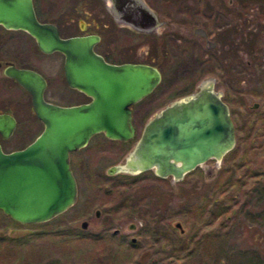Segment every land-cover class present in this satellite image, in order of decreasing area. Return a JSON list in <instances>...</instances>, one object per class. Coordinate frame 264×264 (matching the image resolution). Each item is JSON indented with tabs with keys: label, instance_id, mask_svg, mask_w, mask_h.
Instances as JSON below:
<instances>
[{
	"label": "rangeland",
	"instance_id": "1",
	"mask_svg": "<svg viewBox=\"0 0 264 264\" xmlns=\"http://www.w3.org/2000/svg\"><path fill=\"white\" fill-rule=\"evenodd\" d=\"M143 1L163 25L154 38L131 37V59L152 61L162 70L163 79L133 106L135 138L118 141L99 133L71 153L77 198L52 219L20 224L0 211V264H219L228 259L233 260L230 264H264V188L251 190L254 182L223 218L222 227L204 228L211 236L225 231L215 233L221 237L219 242L212 237L202 238L203 231H198L194 223L196 207L209 196L215 183H225L233 176L232 164L239 165L235 175L242 180L247 169L264 171V137L258 134L249 139L259 146L251 156L242 155L245 146L241 142L253 117L264 114V100L249 93L261 79L254 66L264 67V0ZM35 2L39 17L57 24L75 20V9L104 14L101 0ZM197 28L203 29L207 37L195 33ZM122 38L115 44L124 43ZM32 54L36 67L41 59L48 62L42 71L48 78L44 95L47 101L73 105L88 100L67 87L58 53L41 57L27 34L0 27L2 64L13 61L27 65ZM209 76L215 78V89L222 92L229 106L236 156L225 154L217 166L214 160L207 161L204 167L212 168L211 176L201 166L180 181L160 179L151 170L136 175L106 173L108 167L123 160L155 112ZM1 111L10 112L16 120L11 137L0 140L7 151L22 148L43 128L32 111L29 94L0 70ZM121 182L124 185L117 186ZM207 216L205 213L202 218L208 221ZM83 221L87 222L85 228L81 227Z\"/></svg>",
	"mask_w": 264,
	"mask_h": 264
},
{
	"label": "water",
	"instance_id": "2",
	"mask_svg": "<svg viewBox=\"0 0 264 264\" xmlns=\"http://www.w3.org/2000/svg\"><path fill=\"white\" fill-rule=\"evenodd\" d=\"M110 1V10L133 27L148 29L158 22L143 0ZM0 26L26 32L44 53L63 54L67 85L89 98L73 105L49 102L44 97L45 79L39 73L11 65L4 69L30 95L32 110L43 128L20 149L4 152L0 146V211L20 224L42 223L76 201L70 154L99 133L111 140H133L136 128L130 106L154 89L160 74L150 65L107 63L93 50L96 35L62 38L54 24L38 21L32 0H0ZM195 33L204 30L197 28ZM215 82L205 77L194 91L155 112L123 160L106 173L136 175L151 170L158 178L180 181L203 166L211 176L212 168L204 164L214 160L217 166L235 146L230 109ZM15 125L11 114L0 113L3 138ZM86 226V221L81 222L82 228Z\"/></svg>",
	"mask_w": 264,
	"mask_h": 264
},
{
	"label": "flooded vegetation",
	"instance_id": "3",
	"mask_svg": "<svg viewBox=\"0 0 264 264\" xmlns=\"http://www.w3.org/2000/svg\"><path fill=\"white\" fill-rule=\"evenodd\" d=\"M101 1L103 3V7H104V14L99 15L97 13L95 14V13H92V12H88V11H84V10L80 11V10L75 9L76 10V18H75V20L69 19L67 21H63L62 24H57L56 22L51 21V20L41 19L39 17V15H38V10H37V6H36L35 0H32V4H33L35 15H36L38 21H40V22H49V23L54 24L57 27V29L59 31V34H60V36L62 38L86 36V35H96L98 37V40L94 44L93 50H94L95 53L100 55L103 58V60L106 61L107 63L115 64V65H121V64L150 65V66L155 67L159 71V74H160V81L154 87V89H155L161 83V81L163 79L162 70L160 69V67H158L157 65L152 63V61L146 62V61H140V60H132L131 59L132 49H131L130 43H131V37L132 38H141V36L144 35L145 37L154 38L156 36L157 29L160 28L163 25V20L161 18H159L157 13L155 11H153L147 5L154 12V14L156 15V18H157L158 22H157V24L154 27H151V28H148V29L136 28V27H133L130 24L118 19V17L110 10V7L112 6L110 0H101ZM0 27H2V26H0ZM6 30H9V29H6ZM63 30L64 31L65 30H71V32L68 31V33L64 34ZM22 32H24V31H22ZM24 33L27 34L26 32H24ZM197 34L200 37H203V38L207 37V34H206L205 31H204V33H197ZM27 35L35 43L34 38L31 37L29 34H27ZM121 38H122V40H124V43L115 44ZM122 44H123V46H122L123 49L117 51V49H119L117 47H120ZM209 46H211L210 43H209ZM35 51H38V53L41 55V57L42 56L45 57V56L51 54V53H44V52L40 51L38 49L36 43H35ZM56 53H58L61 56V58H62L61 74H62L63 80L66 83L65 75H64V55L61 54L60 52H56ZM121 54H123L125 57L124 58H119V56ZM28 61H29L28 62L29 64L26 65V64H17V63H15L13 61H5L2 64V62L0 60V70L2 72V75L4 77L10 79L12 82H14L20 88H22L14 79H12V78H10V77H8V76H6L4 74L5 67L8 66V65H11V66H15L17 68H24V69L33 70V71L39 73L45 79V82H46V87H45V90H44V95H45V91L47 90V86H48V78L45 76V74L42 71H43V69H45L47 67L48 62H46L44 59L43 60L41 59V63H40L41 65H39V67H41V69H39V67L35 66L36 60H35V55L34 54H32V56H29ZM66 85H67V83H66ZM67 87H69V86L67 85ZM70 89H72V90H74L76 92L82 93V92H80V91H78L76 89H73V88H70ZM194 90L195 89H192V90L188 91L187 93H185L183 95L189 94V93H191ZM24 91L26 92V90H24ZM183 95H181V96H183ZM181 96H179V97H181ZM143 99H141V100H143ZM174 99H176V98H174ZM174 99H172V100H174ZM88 101H89V98L85 102H88ZM140 101H138V102H140ZM80 103H83V102H80ZM134 105L135 104L130 106V109H131V112H132V118H133V106ZM31 108H32V105H31ZM0 113L11 114L10 112H7V111H1ZM13 132H14V130L12 131V133L7 138H3L1 136V134H0V140H7L8 138L11 137ZM0 146H1V148H2V150L4 152H9V151L4 149L2 143H0ZM11 151H13V150H11ZM95 215L98 216L99 212H96Z\"/></svg>",
	"mask_w": 264,
	"mask_h": 264
},
{
	"label": "trees",
	"instance_id": "4",
	"mask_svg": "<svg viewBox=\"0 0 264 264\" xmlns=\"http://www.w3.org/2000/svg\"><path fill=\"white\" fill-rule=\"evenodd\" d=\"M255 73L258 77L261 79L258 80L257 86L253 87L249 93H252L253 95H258L264 100V67L262 65H255ZM258 88H263L261 91ZM224 99V98H223ZM225 101V99H224ZM226 102V101H225ZM227 103V102H226ZM254 121L250 125V129L246 137L241 141L243 145L245 146V151L242 153L244 156H251L255 151L259 148L258 145L250 141L249 139L254 135H262L264 137V114H259L253 117ZM262 127V128H259ZM261 131V132H260ZM232 157L236 156L238 154V149H232L229 151ZM232 177L225 183L222 182H216L213 189L210 191L209 196L206 197L201 205L196 207V219H195V225L197 226L198 231H203L204 228L211 227L212 225H217L218 229L221 226L222 227V220L223 218L231 213L233 211V208L242 200L243 194L245 191H243L247 186H250L252 182L255 183V186H253L252 189L256 188H264V171H252V170H245L243 174V180L242 177H237L236 170L238 169L239 165L232 164ZM135 177V176H134ZM135 179V178H134ZM162 179V178H160ZM164 179V178H163ZM131 183V182H130ZM124 185L123 182L117 184V186ZM261 190V189H260ZM209 204L212 205V208L208 209ZM205 213H208V216L210 219L208 221H205L202 217L205 215ZM207 216V217H208ZM225 231H218L214 232V235H208L205 233V231L202 232V238L206 237H212L217 240L221 238L219 234H226ZM80 238L85 239L84 236H80ZM238 260V259H237ZM218 261V260H217ZM229 261V263H228ZM233 260L228 259L223 262L219 261V264H230ZM236 264V263H235Z\"/></svg>",
	"mask_w": 264,
	"mask_h": 264
}]
</instances>
